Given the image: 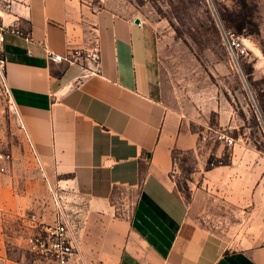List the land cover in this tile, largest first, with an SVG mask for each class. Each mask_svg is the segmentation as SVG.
<instances>
[{"label":"crops","instance_id":"0c3cea01","mask_svg":"<svg viewBox=\"0 0 264 264\" xmlns=\"http://www.w3.org/2000/svg\"><path fill=\"white\" fill-rule=\"evenodd\" d=\"M6 1L3 23L31 36L5 34L9 100L47 184L75 198L84 264H264V242L229 247L196 219L252 205L251 175L244 181L218 166L188 201L175 189L174 155L201 146L193 124L204 127L207 115L198 121L163 102L155 35L135 23L126 0ZM96 45L94 74V64L46 57ZM214 111L224 127L227 108L219 102L207 113ZM8 165L0 163V264H54L22 241L35 232L29 216L53 222V205L36 200L35 173L17 189Z\"/></svg>","mask_w":264,"mask_h":264},{"label":"rangeland","instance_id":"374dc122","mask_svg":"<svg viewBox=\"0 0 264 264\" xmlns=\"http://www.w3.org/2000/svg\"><path fill=\"white\" fill-rule=\"evenodd\" d=\"M126 2L125 7L155 35L163 102L198 121L207 115L204 127L193 124V129L202 133L201 146L174 155L175 189L188 201L194 190L203 188L204 172L218 166L242 175L244 181L251 175L256 179H252V205L239 213H213L211 218L202 212L196 219L229 247L264 242V0ZM228 32L238 35L246 50L237 60L231 57ZM219 102L230 113L224 127H218L215 111L207 113ZM221 128L234 140L230 146L214 138V132ZM0 154L11 155L7 169L17 189L23 190L28 175L35 173L31 186L36 200L52 203L48 184L35 165L32 149L1 84ZM49 185L59 190L53 183ZM64 197L75 205L74 197Z\"/></svg>","mask_w":264,"mask_h":264},{"label":"built area","instance_id":"2783aa9c","mask_svg":"<svg viewBox=\"0 0 264 264\" xmlns=\"http://www.w3.org/2000/svg\"><path fill=\"white\" fill-rule=\"evenodd\" d=\"M0 7L3 11H9L11 3L6 0H0ZM6 33L21 37L26 42L31 41V36L29 33H25L13 25H5L0 16V84L5 95L9 97V90L4 74L5 56L3 46ZM226 41L233 59L237 60L246 54L242 39L235 33L228 32L226 34ZM46 57L53 63L66 62L83 69L86 68L88 63L94 64L95 69L89 70L90 74H94L98 71L96 67L100 61V52L96 45L90 49L72 48L65 55L47 52ZM214 138L227 146H230L234 142L224 128L215 131ZM32 152L36 162L39 164L35 152L33 150ZM9 161H11V155L0 154V162L2 164ZM3 171L4 168L0 167V172ZM48 187L53 205L54 220L51 224H46L37 222L34 215L29 216L28 221L35 225V232L23 235V244L30 254L49 260L54 264H84L78 250V233L81 218L79 217L76 204H70L64 195L61 194L60 190H54L49 184Z\"/></svg>","mask_w":264,"mask_h":264},{"label":"water","instance_id":"95a60500","mask_svg":"<svg viewBox=\"0 0 264 264\" xmlns=\"http://www.w3.org/2000/svg\"><path fill=\"white\" fill-rule=\"evenodd\" d=\"M135 23H139V20H138V19H136V20H135Z\"/></svg>","mask_w":264,"mask_h":264}]
</instances>
